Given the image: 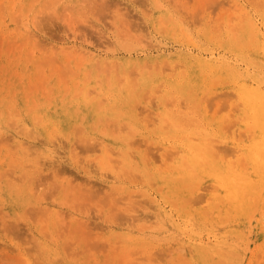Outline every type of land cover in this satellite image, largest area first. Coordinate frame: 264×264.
Wrapping results in <instances>:
<instances>
[{
  "label": "rangeland",
  "instance_id": "obj_1",
  "mask_svg": "<svg viewBox=\"0 0 264 264\" xmlns=\"http://www.w3.org/2000/svg\"><path fill=\"white\" fill-rule=\"evenodd\" d=\"M30 1L0 0V264H264V166L252 158L264 159V129L251 126L254 91L264 94V0ZM81 139L94 148L80 150ZM214 143L225 148L209 166ZM31 170L57 190L32 191ZM68 179L97 199L68 198ZM231 184L247 192L240 207L227 197Z\"/></svg>",
  "mask_w": 264,
  "mask_h": 264
},
{
  "label": "bare ground",
  "instance_id": "obj_2",
  "mask_svg": "<svg viewBox=\"0 0 264 264\" xmlns=\"http://www.w3.org/2000/svg\"><path fill=\"white\" fill-rule=\"evenodd\" d=\"M31 1H32V0H31ZM31 1H30V2H31ZM37 1H38V0H37ZM49 1H50V0H48L47 2H49ZM58 1H60V0H58ZM87 1H88V0H87ZM201 1H202V3H203V0H201ZM215 1H217V0H215ZM30 2H29V3H30ZM34 2H36V0H34ZM43 2H44V1H43ZM52 2H53V1H52ZM55 2H56V1H55ZM81 2H82V1H81ZM204 2H205V1H204ZM207 2H208V1H207ZM207 2H206V5H207L208 3H209V5H210V3L213 2V1L210 0L208 3H207ZM50 3H51V1H50ZM88 3H89V2H88ZM95 3H96V2H94V5H95ZM98 3H99V1H98ZM202 3H201V4H202ZM213 3H215V2H213ZM220 3H221V2H220ZM32 4H33V3H32ZM41 4H42V3H41ZM81 4H82V3H81ZM101 4H102V3H101ZM103 4H104V3H103ZM29 5H30V4H29ZM43 5H44V4H43ZM43 5H42V8L45 7V5H44V6H43ZM52 5H53V4H52ZM88 5H89V4H88ZM94 5H93V6H94ZM105 5H106V4H105ZM199 5H200V2H199ZM209 5H208V6H209ZM211 5H212V4H211ZM213 5H214V4H213ZM47 6H48V5H47ZM47 6H46V7H47ZM102 6H104V5H102ZM107 6H108V5H107ZM46 7H45V8H46ZM67 7H68V6H67ZM216 7H217V5H216ZM31 8H32V6H31ZM70 8H71V7H70ZM93 8H94V7H93ZM96 8H97V7H96ZM98 8H99V7H98ZM98 8H97V9H98ZM185 8H186V7H185ZM218 8L220 9V7H218ZM28 9H29V8H28ZM46 9H47V8H46ZM71 9H73V8H71ZM88 9H89V6H88ZM94 9H95V8H94ZM100 9H101V7H100ZM100 9H99V10H100ZM215 9H216V8H215ZM41 10H45V9L43 8V9H41ZM61 10H62V9H61ZM64 10H65V9H64ZM67 10H68V9H67ZM95 10H96V9H95ZM105 10H107V9H105ZM211 10H212V9H211ZM65 11H66V10H65ZM101 11H102V9H101ZM212 11H213V10H212ZM69 12H70V11H69ZM90 12H91V10H90ZM99 12H100V11H99ZM104 12H105V11H103V13H104ZM61 13H65V12H64V11H63V12L61 11ZM82 13H83V11H82ZM92 13H93V12H92ZM95 13H96V12H95ZM100 13H101V12H100ZM96 14H98V12H97ZM192 14H193V13H192ZM55 15H56V14H55ZM66 15H67V13H66ZM98 15H99V14H98ZM58 16L61 17V14H59ZM67 16H68V15H67ZM82 16H83V14H82ZM62 17H63V16H62ZM99 17H100V16H99ZM57 18H58V17H57ZM67 18H68V17H67ZM69 18H70V17H69ZM84 18H85V17H84ZM86 19H87V18H86ZM75 20H76V19H75ZM71 21H72V20H71ZM71 21H70V22H71ZM83 21H85V20H83ZM70 22H69V24H70ZM63 23H64V22H63ZM78 23H79V22H77V24H78ZM119 23H120V22H119ZM127 23H128V22H127ZM249 23H250V24H249ZM31 24H32V23H31ZM61 24H62V19H61ZM69 24H68V26L71 25V27H72V29H73L72 24H70V25H69ZM32 25H33V24H32ZM63 25H65V23H64ZM122 25H123V24H122ZM248 25H249V29L251 30V28L253 27L252 24H251V21H248ZM65 26H66V25H65ZM78 26H80V25H78ZM250 26H251V27H250ZM71 27H70V28H71ZM259 27H260V26H259ZM24 28H25V27H24ZM93 28H94V27H93ZM96 28H97V27H96ZM94 29H95V28H94ZM71 31H72V30H71ZM256 31H257V30H256ZM260 31H261V30H260ZM94 32H95V31H94ZM76 34H77V33H76ZM76 34H75V35H76ZM80 34H81V33H80ZM235 34H236V33H235ZM253 34L255 35L254 31H253ZM251 35H252V33H250V37L252 38L253 35H252V36H251ZM89 37H90V36H89ZM110 37H111V36H110ZM233 37H234V35H233ZM71 39H72V38H71ZM14 40H15V39H14ZM26 40H27V39H26ZM82 40H83V38H82ZM86 40H87V38H86ZM99 40H100V39H99ZM248 40L251 41L252 39H251V40L248 39ZM28 41H29V40H28ZM249 41H248V42H249ZM22 42H23V41H22ZM29 42H30V41H29ZM83 42H84V41H83ZM98 42H99V41H98ZM103 42H104V41H103ZM239 42H240V41H239ZM90 43H91V42H90ZM22 44H23V43H21V45H22ZM13 45H14V44H13ZM21 45H20V46H21ZM31 45H32V44H31ZM94 45H95V44H94ZM246 45H248V44H246ZM8 46H9V45H8ZM72 46H73V45H72ZM239 46H240V44H239ZM16 47H17V46H16ZM35 47H37V45H36ZM44 47H45V46H44ZM44 47H43V49H44ZM38 48H39V50H40V46H39ZM38 48H37V49H38ZM67 48H68V47H67ZM27 49H28V48H27ZM41 49H42V48H41ZM64 50H65V49H64ZM66 50H67V49H66ZM113 51H114V50H113ZM30 52H32V51L30 50ZM74 52H76V51H74ZM72 53H73V52H72ZM72 53H70V54H72ZM26 54H27V53H26ZM31 54H32V53H31ZM46 54H47V52H46ZM52 55H53V53H52ZM52 55H51V56H52ZM73 55H74V54H73ZM18 56H19V55H18ZM43 56H44V55H43ZM45 56H46V55H45ZM67 56H68V55H67ZM77 56L79 57V55H77ZM26 57H27V56H26ZM52 57H53V56H52ZM52 57H51V58H52ZM68 57H73V56H70V55H69ZM45 58H46V57H45ZM208 58H209V57H208ZM67 59H68V58H67ZM43 61H44V60H43ZM51 61H52V60H51ZM54 61H55V59H54ZM54 61H53V62H54ZM66 61H67V60H66ZM39 62H40V61H39ZM47 62H49V61H47ZM47 62L45 61V63H47ZM53 62H52V63H53ZM77 62H78V61H77ZM79 62H80V61H79ZM114 62H115V61H114ZM43 63H44V62H43ZM45 63H44V64H45ZM49 63L51 64V62H49ZM95 63H96V62H95ZM144 63H145V62H144ZM238 63H239V62H238ZM38 64H39V63H38ZM67 64H68V63H67ZM161 64H162V63H161ZM40 65H41V62H40V64H39V66H40ZM210 65H211V63L206 62V66H210ZM39 66H38V67H39ZM42 66H44V65H42ZM67 66H68V65H67ZM139 66H140V65H139ZM143 66H144V65H143ZM143 66L140 67V68H141L140 71H142ZM155 66H156V64H155ZM157 66H158V65H157ZM35 67H36V66H35ZM57 67H58V66H57ZM95 67H96V65H95ZM51 68H52V65H51ZM106 68H107V71L105 70V72H108L109 68H108V67H106ZM144 68H145V67H144ZM154 68H155V67H154ZM156 68H158V67H156ZM156 68H155V70H156ZM36 69H37V68H36ZM69 69H70V67H69ZM96 69H97V68H96ZM115 69H116V68H115ZM133 69H134V68H133ZM133 69H131V70H133ZM161 69H163V68H161ZM70 70H71V69H70ZM131 70H130V71H131ZM41 71H42V70H41ZM51 71H53V70L51 69ZM103 71H104V70H103ZM115 71H116V70H115ZM150 71H151V69H150ZM98 72H99V71H97V73H98ZM146 72H147V69H146ZM66 73H67V72H66ZM130 73H131V72H130ZM38 74H39V72H38ZM40 74H41V73H40ZM108 74H109V73H108ZM108 74H107V75H108ZM146 74H148V73H146ZM134 75H136V74H134ZM178 75H179V74H178ZM204 75H205V74H204ZM66 76H67V75H66ZM36 77H37V76H36ZM39 77H41V75H40ZM39 77H37V78H39ZM116 77H117V75H116ZM60 78H61V75H60ZM131 78H132V77H131ZM106 79H107V78H106ZM121 79H123V78H121ZM37 80H38V79H37ZM118 80H119V78H118ZM133 80H134V79H132V81H133ZM214 80H215V82H214ZM43 81H44V80H43ZM64 81H65V80H64ZM216 81H217V78L215 77V78L213 79L214 84H216ZM211 82H212V81H211ZM217 82H218V81H217ZM133 83H134L135 85H137L135 82H133ZM248 83H249V82H248ZM210 85H211V84H210ZM28 86H29V85H28ZM32 87H35V86L33 85ZM38 87H40V86H38ZM166 87H167V86H166ZM158 88H159V87H158ZM29 89H30V88H29ZM41 89H42V88H41ZM133 89H134V88H133ZM144 89H145V88H144ZM79 90H80V88H79ZM140 90H141V89H140ZM92 91H93V90H92ZM145 91H146V90H145ZM145 91H144V92H145ZM138 92H139V91H138ZM138 92H137V93H138ZM153 92H154V91H153ZM221 94H223V93H221ZM229 94H231V93H229ZM229 94H228V96H227V94H226V96H227L228 98H230V95H229ZM24 95H25V94H24ZM75 95H76V94H75ZM217 95H218V94H217ZM219 95H220V94H219ZM231 95H232V94H231ZM95 96H96V95H95ZM204 96H205V95H203V97H204ZM214 96H215V95H214ZM220 96H221V95H220ZM173 97H174V96H173ZM203 97H201V98H203ZM227 97H224V98H226V99H225V103H223V105H222L221 102L219 103L220 100L218 101V100L216 99L218 102L215 101V102H217V104H216L217 106H218V103L220 104V105H219V106H220L219 108L222 107V108H221L222 110H223V109H224V110L226 109V106H225V108H224V105L227 104V102H226V100H228ZM233 97H234V96H233ZM26 98H27V97H26ZM144 98H146V97L144 96L143 99H144ZM166 98H167V97H166ZM231 98H232V96H231ZM253 98H254V99H253V109H251V116H252V119H253V124H251V126H252L253 128H255V129H260V128H263V129H264V94H262V92H259L258 89H256V91H254V96H253ZM172 99H174V98H172ZM203 99L205 100V98H203ZM203 99H202V100L200 99V101L202 102ZM208 99H210V98H208ZM92 100H93V99H92ZM210 100H211V99H210ZM213 100H214V97H213ZM213 100H212V101H213ZM221 100H224V99H221ZM102 101H103V100H102ZM167 101H169V100H167ZM173 101H175V100H173ZM98 102H99V101H98ZM206 102H207V100H206ZM208 102H209V101H208ZM215 102H214V103H215ZM135 104H136V103H135ZM179 104H180V103H179ZM71 105H72V104H71ZM98 105H99V103H98ZM98 105H97V106H98ZM181 105H182V104H181ZM221 105H222V106H221ZM78 106H79V105H78ZM99 106H100V105H99ZM197 106H199V105H197ZM212 106H213V104H212ZM227 106H228V105H227ZM64 107H65V106H64ZM60 108H61V107H60ZM65 108H66V107H65ZM71 108H72V106H71ZM81 108H82V107H81ZM86 108L88 109V107H86ZM98 108H99V107H98ZM192 108H193V107H192ZM195 108H196V107H195ZM198 109H199V108H198ZM221 109H219V110H221ZM233 109H234V108H233ZM236 109H237V108H236ZM236 109H234V110L236 111ZM62 110H63V109H62ZM208 110L211 111L210 108H209ZM29 111H30V110H29ZM58 111H59V110H58ZM63 111H64V110H63ZM68 111H69V110L67 109V112H68ZM74 111H75V112L73 113V116H74L73 118H74V119H75V118L78 119V115H79L80 113L84 114V113H83V110L80 109V108H78V107H77V109H75ZM190 111H191V110H190ZM194 111H195V109H194ZM217 111H218V109H217ZM217 111H216V113H217ZM231 111H232V109H231ZM16 112H17V111H16ZM71 112H72V110H71ZM71 112H69V113H70V115L72 116ZM84 112H86V111L84 110ZM197 112H198V111H197ZM218 112H220V111H218ZM87 113H88V111H87ZM188 113H189V112H188ZM216 113H215V114H216ZM49 114H50V113H49ZM51 114H52V113H51ZM56 114H57V112H56ZM82 114H81V115H82ZM215 114H214V115H215ZM52 115H53V114H52ZM54 115H55V113H54ZM59 115H60V114H59ZM57 116H58V115H57ZM57 116H56V117H57ZM65 116H66V115H65ZM230 116H231V115H230ZM50 117H51V116H50ZM61 117H62V116H61ZM82 117H83V116H82ZM37 118H38V117H37ZM54 118H55V117H54ZM62 118H63V117H62ZM64 118H65V117H64ZM56 119H57V118H56ZM81 119H82V118H81ZM183 119H184V118H182V120H183ZM212 119H213V118H212ZM59 120H61V119H59ZM65 120H66V119H65ZM75 120H76V119H75ZM114 120H115V119H114ZM182 120H181V121H182ZM185 120H186V119H185ZM188 120H189V119H188ZM194 120H195V119H194ZM37 121H39V120H36V121H34V122L37 123ZM62 121H63V120H62ZM76 121H77V120H76ZM76 121H75V122H76ZM191 121H192V120H191ZM200 121H201V120H200ZM60 122H61V121H60ZM65 122H66V121H65ZM77 122H78V121H77ZM186 122H187V121H186ZM232 123H233V122H232ZM75 124H76V123H75ZM75 124H74V125H75ZM82 124H83V123H82ZM108 124H109V123H107L106 125H108ZM199 124H200V123H199ZM78 125H79V124H78ZM110 125H111V124H110ZM112 125H113V123H112ZM185 125H186V124H185ZM188 125H189V124H188ZM76 126H77V125H75V127H76ZM114 126H115V125H114ZM233 126H234V125H233ZM111 127H112V126H111ZM226 127H227V128H225V126H222V128L225 129V130L227 131L228 126H226ZM230 127H231V125H230ZM230 127H229V129H230ZM21 128H22V127H21ZM109 128H110V127H109ZM102 130H103V129H102ZM111 131H112V130H111ZM111 131H110V132H111ZM228 131H229V130H228ZM235 131H236V130H235ZM30 132H31V130H30ZM74 132H77V131L74 130ZM74 132H73V133H74ZM78 132H79V131H78ZM79 133H80V132H79ZM114 133H116V132H114ZM229 133H230V132H229ZM241 133H242V132H241ZM241 133H240V134H241ZM249 133H250V132H249ZM31 134H32V133H31ZM242 135H243V133H242ZM55 136H56V135H55ZM75 136H76V135H75ZM240 136H241V135H240ZM247 136H248V135H247ZM24 137H25V136H24ZM235 137H237L236 134H235ZM243 137H244V135H243ZM33 138H34V137H32V139H33ZM247 138H249V137H247ZM5 140H6V139H5ZM39 140H40V139H39ZM39 140L37 139V141H39ZM49 140H50V139H49ZM195 140H196V139H195ZM212 140H213V139H212ZM212 140H211V141H212ZM40 141H41V140H40ZM40 141H39V142H40ZM215 142L217 143V141H215ZM227 142H229V141H227ZM227 142H226V143H227ZM1 143H2V142H1ZM74 144H75V141H74ZM78 144H79V148L81 147L80 150L90 151V149L94 148V146H93L94 144H93L92 142H90L89 140L81 139V140L78 142ZM78 144H77V145H78ZM204 144H206V143H204ZM211 144H212V142H211ZM214 144H215V143H214ZM64 145H65V144H64ZM128 145H130V144H128ZM216 145H217V144L212 145V146L215 147ZM225 145H226V144H225ZM5 146H6V145H5ZM96 146H97V145H96ZM96 146H95V147H96ZM99 146H100V145H99ZM226 146H227V145H226ZM27 147H28V145H27ZM27 147H26V148H27ZM63 147H65V146H63ZM183 147H184V146H183ZM222 147L225 148V146H222ZM222 147H221L220 145H219V146H216L215 148L217 149V152H215L216 150H214L213 148H212V150L206 151V153H207L208 156L205 157V162H208L207 165H209V166H214L215 163H214L213 160H212V155L217 154V153L220 151V149L222 150ZM22 148H23V147H22ZM107 148H108V147H107ZM28 149H29V148H28ZM95 149H96V148H95ZM108 149H109V148H108ZM108 149H107V150H108ZM176 149H178V148H176ZM180 149H181V148H180ZM228 149H229V148L226 147V149H224V150L227 151ZM230 149H231V148H230ZM230 149H229V150H230ZM259 149H261V154L264 155V140L262 141L261 147H260ZM38 150H39V149H38ZM70 150H71V149H70ZM218 150H219V151H218ZM229 150H228V151H229ZM231 150H232V151H235V150H233V148H232ZM23 151H24V148H23ZM28 151H30V150H28ZM94 151H96V150H94ZM104 151H105V150H104ZM104 151H103V152H104ZM110 151H112V150H110ZM173 151H174V150H173ZM10 152H11V151H10ZM176 152H177V151H174V152H172V154H171V151H170V155H169V157H166V158L164 157V161H163V163L166 164V160H167V158H168V159H169V158L171 159L170 156H174L175 154L173 155V153H176ZM222 152L224 153V154L222 153V154H223L222 156H223V157H224V156L226 157V153H225V151H222ZM236 152H237V151H236ZM78 153H79V152H78ZM111 153H112V152H111ZM177 153H178V152H177ZM11 154H12V153H11ZM14 154H15V153H14ZM57 154H58V153H57ZM71 154H72V153H71ZM105 154H107V153L105 152ZM109 154H110V153H109ZM36 155H38V153H37ZM79 155H80V154H79ZM229 155H231V151H230ZM229 155H228V156H229ZM12 156H13V155H12ZM28 156H29V155H28ZM38 156H39V155H38ZM175 156H177V154H176ZM231 156L233 157V154H232ZM36 157H37V156H36ZM46 157H47V156H46ZM72 157H73V156H72ZM105 157H106V156H105ZM121 157H122V156H121ZM130 157H132V156H130ZM182 157L184 158L185 155L182 156ZM196 157H197V156H196ZM216 157H217V156H216ZM225 157H224V158H225ZM48 158H49V157H48ZM74 158H75V157H74ZM109 158H110V157L108 156V157L106 158V160L109 159ZM132 158H134V157H132ZM143 158H144V157H143ZM172 158H174V157H172ZM214 158H215V157H214ZM252 158H253V161H257V162H254L256 165H258V166L261 167V168L264 166V159H262L261 155H259V157H258V155H252ZM40 159H41V158H40ZM111 159H112V158H110V160H111ZM165 159H166V160H165ZM37 160H39V159H37ZM41 160H42V159H41ZM76 160H77V159H75V161H76ZM106 160H105V161H106ZM112 160H113V159H112ZM112 160H111V161H112ZM127 160H128V158H127ZM42 161H43V160H42ZM72 161H73V160H72ZM77 161H78V160H77ZM77 161H76V162H77ZM111 161L108 160V161H106V162L109 163V162H111ZM120 161H121V160H120ZM184 161H185V158H184V160H183V163H184ZM241 161H242V160H240V162H239L240 166H242V164L245 165V163H243V162L241 163ZM61 162H63V161H61ZM112 162H115V161H112ZM117 162H118V161H117ZM35 163H36V162H35ZM118 163H119V162H118ZM137 163H138V162H137ZM185 163H186V162H185ZM211 163H212V164H211ZM232 163H234V162H232ZM7 164H8V163H7ZM67 164H68L69 167L75 169L77 172L79 171L78 166H77L74 162H70V161H68ZM41 165H42V164H41ZM44 165H45V164H44ZM107 165H108V164H107ZM127 165H128V164H127ZM129 165H130V164H129ZM34 166H35V165H33V168L36 167V166H35V167H34ZM185 166H186V165H185ZM41 167H43V166H40V168H41ZM83 167H84V166H83ZM129 167H130V166H129ZM37 168H38V167H37ZM43 168H44V167H43ZM187 168H189V167H187ZM190 168H191V167H190ZM242 168H244V166H242ZM51 169H52V171L55 170V169H53L52 167H51ZM115 169H116V168H115ZM125 169H127V168H125ZM125 169H124V170H125ZM137 169H138V168H137ZM158 169H159V168H158ZM164 169H166V168L164 167ZM244 169H245V168H244ZM36 170H37V169H36ZM36 170H34V171H36ZM39 170H41V169H39ZM39 170H37V171H39ZM42 170H43V169H42ZM61 170H62V169H61ZM61 170H60V171H61ZM64 170H65V169H64ZM167 170H168V168H167ZM182 170H183V169H182ZM31 171H33V170H31ZM34 171L32 172V175H34V177L31 179V182H30V180L28 179V177H26V178L28 179V181H29V182H27V183H28V184L30 183V185H34L35 190H32V191H37L38 188H39L38 186H40V185H41V186H42V185L45 186L46 184H49V190H51V189H52V190H53V189H56V187H55V185H54L53 183H54V178H56V175H57V170L53 171L54 174H53L52 177H51L50 174H48L51 178H53V183H49V180H48V178H47L48 175L45 177V176H43V174H42V175H39L37 172H34ZM46 171H48V170H46ZM126 171H128V170H126ZM192 171H193V170H191V172H192ZM244 171H245V170H244ZM1 172H2V171H1ZM41 172H42V171H41ZM41 172H39V173H41ZM108 172H109V171H108ZM129 172L131 173V168H130V171H129ZM138 172H139V171H138ZM34 173H35V174L37 173V175H35ZM44 173H46V172H44ZM106 173H107V172H106ZM123 173H124V171H123ZM123 173H122V174H123ZM130 173H129V174H130ZM250 173H251V172H250ZM1 174H2V173H1ZM3 174H4V172H3ZM27 174H28V173H27ZM29 174H30V175H29V176H30L29 178H31L32 175H31L30 172H29ZM46 174H47V173H46ZM147 174H148V173H147ZM100 175H101V174H100ZM125 175H126V173H125ZM133 175H137V174H134V173H133ZM198 175H199V174H198ZM25 176H27V175L25 174ZM42 176H43V177H42ZM104 176H105V175H104ZM109 176H110V175H109ZM149 176H150V174H149ZM199 176H200V175H199ZM0 177H1V176H0ZM20 177L22 178L23 175H21ZM83 178H84V177H83ZM108 178H109V177H108ZM164 178H165V177H164ZM203 178H204V177H203ZM18 179H19V178H18ZM56 179H57V178H56ZM59 179H60V178H59ZM134 179H135V178H134ZM184 179H185V178H184ZM13 180H14V179H13ZM22 180H25V178L23 177ZM70 180H71V179L66 180L67 183L65 184V187H62V189H64V190L66 189L65 192H66V196H67L68 198L70 197L69 194H71L72 196H75V198H77L76 200H78V199L81 200V201L83 202V203H82L83 205H85V204H84L85 202L90 203V201H91L92 198H93L92 201H94L95 199H97V196L95 197V193H94V191H92V190L89 189V188L92 189V186L89 185V188H88V187L86 188L85 186H83L84 184H83V185H82V184H78V186L73 185V186H75V187H73V186L70 184ZM72 180H73V179H72ZM127 180L130 181V180L128 179V176H127ZM135 180H136V179H135ZM179 180H181V179H179ZM204 180H205V179H204ZM207 180H208V179H207ZM61 181H62V180H61ZM133 181H134V180H133ZM181 181H182V180H181ZM184 181H185V180L182 181L183 184L186 183V181H185V183H184ZM188 181H189V180H188ZM208 181H209V180H208ZM10 182H11V180H10ZM10 182H9V183H10ZM12 182H13V181H12ZM21 182H22V181H21ZM21 182H20V184H21ZM80 182H81V181H80ZM168 182H169V181H168ZM16 183H17V182H16ZM22 183H23V182H22ZM44 183H46V184H44ZM171 183H172V182H171ZM174 183H175V182H173V184H174ZM200 183H201V182H200ZM17 184H18V183H17ZM61 184H63V182H61ZM86 184H87V183H86ZM88 184H89V183H88ZM175 184L177 185V182H176ZM178 184H179V183H178ZM111 185H112V184H111ZM168 185H169V184H168ZM188 185H189V184H188ZM194 185H195V184H194ZM199 185H200V184H199ZM12 186H13V185H12ZM19 186H20V185H19ZM86 186H88V185H86ZM158 186H159V185H158ZM174 186H175V185H174ZM177 186H178V185H177ZM184 186H185V185H183V187H184ZM241 186H242V187H241ZM17 187H18V186H17ZM37 187H38V188H37ZM102 187H103V186H102ZM179 187H180V184H179ZM196 187H197V188L199 187L198 184H196V186L193 187V188L190 187V189H191V190H192V189L195 190V189H197ZM201 187H202V186H201ZM225 187H226V194H227V197H228L231 201L235 202L236 205H237L238 207H240V205H241V204L243 203V201H244V195L247 194L246 190L243 188L244 186H243L242 184H231V185H228V186H225ZM40 188H41V187H40ZM45 188H46V187H45ZM202 188H203V187H202ZM83 189L86 190V191L83 192V191H84ZM101 189H102V188H101ZM159 189L161 190L162 188L159 187ZM168 189H169V188H168ZM198 189H199V188H198ZM216 189H217V188H216ZM218 189H219V188H218ZM18 190H21V189L18 188ZM44 190H47V189H44ZM56 190H57V189H56ZM70 190H71V191H70ZM98 190H99V189H98ZM200 190H201V189H200ZM15 191H16V190H15ZM47 191H48V190H47ZM95 191H96V190H95ZM171 191H172V190H171ZM181 191H182V190H181ZM181 191H180V193H181ZM184 191H186V190H184ZM189 191H190V190H189ZM213 191H214V190H213ZM218 191H219V190H218ZM221 191H223V190H221ZM19 192H20V191H19ZM19 192H18V193H19ZM27 192H28V191L26 190V193H27ZM37 192H38V191H37ZM37 192H36V193H37ZM100 192H102V191H100ZM100 192H99V193H100ZM163 192H164V191H163ZM165 192H166V191H165ZM190 192H191V191H190ZM192 192H194V191H192ZM197 192L199 193V191H197ZM197 192H196V193H197ZM201 192H202V190H201ZM224 192H225V191H224ZM261 192H262V191H261ZM28 193H29V192H28ZM99 193H98V195H99ZM168 193H169V192H168ZM194 193H195V192H194ZM194 193H193V194H194ZM196 193H195V194H196ZM219 193H220V192H219ZM222 193H223V192H222ZM222 193H221V194H222ZM262 193H263V192H262ZM140 194H141V193H140ZM166 194H167V193H166ZM185 194H187V192L184 193V194H182V195H185ZM193 194H192V196H193ZM49 195H50V194H49ZM53 195H54V194H53ZM176 195H177V194H176ZM179 195H180V194H178V197H179ZM22 196H23V195H22ZM24 196H26V194H25ZM50 196H51V195H50ZM110 196H111V195H110ZM127 196H130V195L128 194ZM138 196H139V195H138ZM180 196H181V195H180ZM199 196H200V195H199ZM199 196L196 197V195H195L196 198H198ZM27 197H28V196H27ZM38 197L40 198V195H39ZM43 197H45V195H44ZM99 197H100V198H103L102 196H99ZM111 197H113V196H111ZM139 197H140V196H139ZM167 197H168V196H167ZM174 197H175V196H174ZM174 197H173V198H174ZM201 197L204 198L203 196H201ZM205 197H206V196H205ZM32 198H33V197H32ZM41 198H42V194H41ZM45 198H46V197H45ZM100 198H99V199H100ZM107 198H108V197H107ZM119 198H120V197H119ZM130 198H131V197H130ZM170 198H171V197H170ZM202 198H201V200H202ZM99 199H98V202L100 201ZM104 199H105V198H104ZM168 199H169V198H168ZM188 199H189V195L187 196V199H186V200H184V199L182 198V200H184V202H187ZM192 199H193L192 201H195L194 198H192ZM249 199H250V198H249ZM28 200H29V199H28ZM28 200H27V201H28ZM37 200H38V198H37ZM43 200H44V199H43ZM66 200H68V199H66ZM107 200H112V199H109V198H108V199H106V201H107ZM117 200H118V199H117ZM131 200H132V199H131ZM189 200H190V199H189ZM196 200H197V199H196ZM201 200L198 198L199 203L201 202ZM203 200H204V199H203ZM210 200H211V198L209 199V201H210ZM220 200H221V199H220ZM258 200H259V199H258ZM69 201H70V199H69ZM69 201H68V202H69ZM102 201H103V199H102ZM121 201H122V199H121ZM128 201H129V200H128ZM177 201H178V200H177ZM251 201H252V200H251ZM32 202H33V201H32ZM40 202H41V201H40ZM76 202H77V201H76ZM110 202H111V201H110ZM110 202H109V203H110ZM114 202H115V201H114ZM114 202L112 201V202L110 203V206L114 205V204H115ZM116 202H117V201H116ZM132 202H133V200H132ZM189 202H191V201H188V203H189ZM205 202H206V201H205ZM220 202H221V201H220ZM254 202H255V200H254ZM261 202H262V201H261ZM33 203H34V202H33ZM36 203H37V202H36ZM36 203H35V204H36ZM63 203H65V201H64ZM63 203H62V204H63ZM77 203H78V202H77ZM100 203H101V202H100ZM107 203H108V201H107ZM112 203H114V204H112ZM121 203H122V202H121ZM176 203H177V202H176ZM180 203H181V202H179V204H180ZM201 203H202V202H201ZM244 203H245V202H244ZM244 203H243V204H244ZM18 204H19V203H18ZM21 204H22V203H20V205H21ZM29 204H30V201H29ZM38 204H39V203H38ZM75 204H76V203H75ZM82 204H81V207L83 208V205H82ZM91 204H92V203H90V205H91ZM174 204H175V203H174ZM194 204H195V203H194ZM205 204H206V203H205ZM216 204H217V203H216ZM243 204H242V205H243ZM256 204H257V203H256ZM72 205H74V204H72ZM78 205H79V204H78ZM108 205H109V204H107V206H108ZM116 205H117V204H115V206H116ZM132 205H133V204H131V206H132ZM175 205H177V204H175ZM181 205L184 206V204H181ZM189 205H190V203H189ZM192 205H193V203H192ZM192 205H191V206H192ZM242 205H241V206H242ZM253 205H254V204H253ZM258 205H259V204H258ZM21 206H22V205H21ZM30 206H31V205H30ZM30 206L28 205V208H29V209L31 208ZM68 206H69V205H68ZM70 206H71V205H70ZM75 206H76V205H75ZM79 206H80V205H79ZM96 206H97V205H96ZM120 206H121V205H120ZM136 206H137V205H136ZM212 206H213V204H212ZM39 207H40V206H39ZM84 207H85V206H84ZM113 207H114V206H113ZM122 207H123V205H122ZM141 207H142V206H141ZM215 207H217V205H216ZM221 207H222V206H221ZM17 208H18V207H17ZM19 208H20V207H19ZM99 208H100V207H99ZM110 208H111V207H110ZM135 208H136V207H135ZM185 208H187V207H185ZM29 209H28V211H29ZM70 209H71L72 212H74V210H75L76 208L73 207V208H70ZM72 209H74V210H72ZM89 209H90V208H89ZM100 209H101V208H100ZM116 209H117V208H116ZM124 209H125V210L127 209V208L125 207V205H124ZM190 209H191V208H190ZM224 209H225V208H224ZM26 210H27V209H25V213H26ZM31 210H34V209H30V213H31ZM40 210H42V209H40ZM46 210H47V209H46ZM87 210H88V209H87ZM87 210H86V211H87ZM201 210H202V209H201ZM215 210H216V209H215ZM263 210H264V209H263ZM34 211H35V210H34ZM86 211H84V212H86ZM100 211H101V210H100ZM113 211H114V210L112 209V212H113ZM220 211H221V210H220ZM222 211H223V210H222ZM222 211H221V212H222ZM47 212H48V211H46V213H47ZM81 212L83 213L82 215H84L83 210H82ZM87 212H88V211H87ZM91 212H92V211H91ZM94 212H95V211H93V213H94ZM109 212H110V211H109ZM114 212H115V211H114ZM114 212H113V214H114V216H116V215H117V212H115V213H114ZM118 212H119V211H118ZM189 212H191V211H189ZM231 212H232V211H231ZM43 213H44V211H43ZM179 213H180V212H179ZM181 213H182V212H181ZM192 213H194V211H193ZM212 213H213V210H212ZM215 213H216V212H215ZM248 213H251V212H248ZM256 213H257V212H256ZM27 214H28V213H26V216H27ZM34 214H35V212H34ZM40 214H41V212H39V215H40ZM85 214H86V213H85ZM100 214H101V213H100ZM111 214H112V213H111ZM111 214H110V215H111ZM118 214H119V213H118ZM123 214H124V213H123ZM182 214H183V213H182ZM190 214H191V213H190ZM190 214H189V215H190ZM210 214H211V213H210ZM222 214H223V213H222ZM252 214H255V213H252ZM252 214H251V216H252ZM28 215H29V214H28ZM36 215H37V214H36ZM43 215H44V214H43ZM43 215L41 214V216H43ZM73 215H78V213H77V214L73 213ZM73 215H71V216H73ZM82 215H81V216H82ZM90 215H91V213H90ZM93 215H94V214H93ZM106 215H107V214H106ZM192 215H193V214H192ZM195 215H196V217H199L198 214H195ZM199 215H200V214H199ZM249 215H250V214H249ZM29 216H30V215H29ZM69 216H70V215H69ZM85 216H87V214H86ZM98 216L100 217V215H98ZM201 216H202V215H201ZM201 216H200V217H201ZM211 216H212V215H211ZM221 216H222V215H221ZM251 216H250V217H251ZM95 217H96V215H95ZM120 217H121V214H120ZM132 217H133V216H132ZM181 217H182V216H181ZM183 217H184V216H183ZM183 217H182V218H183ZM187 217H188V216H187ZM193 217H194V216H193ZM200 217H199V218H200ZM204 217H205V216H204ZM209 217H210V216H209ZM229 217H230V216H229ZM240 217H241V216H240ZM252 217H253V216H252ZM67 218H68V217H67ZM112 218H113V216H112ZM112 218H111V219H112ZM127 218H128V216H127ZM205 218H207V216H206ZM210 218H212V217H210ZM210 218H209V219H210ZM241 218H242V217H241ZM16 219H17V218H16ZM62 219H63V218H62ZM104 219H105V218H104ZM108 219H109V218H108ZM108 219H107V220H108ZM113 219H115V218H113ZM121 219H122V218H121ZM197 219H198V218H197ZM202 219H203V216H202ZM207 219H208V218H207ZM209 219H208V220H209ZM107 220H106V221H107ZM198 220H199V219H198ZM200 220H201V219H200ZM215 220H217V219L215 218ZM240 220H241V219H240ZM246 220H247V219H246ZM59 221H60V220H59ZM77 221H78V220H77ZM115 221H116V220H115ZM124 221H125V220H124ZM128 221H130V220H128ZM128 221H127V222H128ZM242 221H243V220H242ZM120 222H121V220L119 221V224H120ZM216 222L218 223V221H216ZM244 222H246V221H244ZM60 223H61V222H60ZM164 223H165V222H164ZM67 224H68V222H67ZM249 224H250V223H249ZM249 224H248V225H249ZM62 225H63V224H62ZM77 225H78V223H77ZM242 225H243V223H242ZM98 226H99V225H98ZM235 226H236V225H235ZM239 226H240V225H239ZM59 227H61V226H59ZM64 227H65V229L67 228L66 222H65ZM85 227H86V226H85ZM220 227H223V226H220ZM248 227H249V226H248ZM250 227H251V226H250ZM250 227H249V228H250ZM257 227H258V226H257ZM215 228H216V227H215ZM243 228H244V227H243ZM59 229H60V228H59ZM65 229H64V231H65ZM100 229H101V228H100ZM77 230H78V228H77ZM81 230H82V231H81ZM243 230H245V229H243ZM247 230H249V229L247 228ZM73 231H74V230H73ZM77 232H78V231H77ZM82 232H83V229L80 228V234H81V235L84 234V232H83V233H82ZM85 232H86V231H85ZM221 232H222V231H221ZM238 232H239V231H238ZM56 233H57V231H56ZM90 233H91V232H90ZM213 233H214V232H213ZM216 233H217V232H216ZM219 233H220V231H219ZM249 233H250V232H249ZM249 233H248V234H249ZM220 234H221V233H220ZM246 234H247V233H246ZM55 235H56V234H55ZM78 236H79V234H78ZM216 236H218V235H216ZM86 237H87V236H86ZM201 237H202V236H201ZM230 237H231V236H230ZM84 238H85V237H84ZM223 238H224V237H223ZM86 239H87V238H86ZM217 239H218V237H217ZM228 239H229V237H228ZM237 239H238V238H237ZM246 239H247V238H246ZM207 240H208V239H207ZM75 241H76V240H75ZM196 241H197V240H196ZM229 241H230V239H229ZM231 241H233V240L231 239ZM231 241H230V242H231ZM236 241H237V240H236ZM197 242H198V241H197ZM226 242H227V241H226ZM243 242H244V240H243ZM203 243H204V242H203ZM203 243H202V244H203ZM71 244H72V243H71ZM85 244H86V243H85ZM94 244H96L95 247L97 248V246H98L97 243H94ZM94 244H93V246H94ZM200 244H201V243H200ZM202 244H201V245H202ZM205 244H206V243H205ZM240 244H241V243H240ZM66 245H67V244L65 243V246H66ZM68 245L70 246V243H69ZM90 245H91V244H90ZM101 245H102V244H101ZM244 245H245V243H244ZM91 246H92V245H91ZM91 246H90L89 249H91ZM93 246H92V247H93ZM99 246H100V244H99ZM102 246H103V245H102ZM102 246H101V247H102ZM185 246H186V245H185ZM194 246H195V245H194ZM198 246H199V243H198ZM209 246H210V245H209ZM211 246H212V245H211ZM213 246H214V245H213ZM63 247H64V246H63ZM101 247H100V248H101ZM110 247H111V246H110ZM205 247H206V246H205ZM240 247H241V246H240ZM67 248H68V247H67ZM187 248H188V247H187ZM187 248H186V249H187ZM234 248H235V247H234ZM65 249H66V247H65ZM65 249H64V250H65ZM85 249H86V248H85ZM102 249H103V247H102ZM102 249H101V250H102ZM188 249H189V248H188ZM208 249H210V248L208 247ZM236 249H238V248H236ZM87 250H88V249H86V252H87ZM195 250H196V249H195ZM223 250H224V249H223ZM84 251H85V250H84ZM88 251H89V250H88ZM96 251H97V249H96ZM96 251H95V252H96ZM190 251H191V248H190ZM190 251H189V252H190ZM192 251H193V249H192ZM192 251H191V252H192ZM210 251H211V250H210ZM237 251H238V250H237ZM66 252H67V249H66ZM189 252H188V253H189ZM201 252L205 254L206 251H204L203 249H201ZM211 252H212V251H211ZM226 252H227V251H226ZM235 252H236V251H235ZM76 253H77V252H76ZM209 253H210V252H209ZM212 253H214V252H212ZM72 254H73V253H72ZM191 254H192V253H191ZM193 254H194V253H193ZM153 255H155V253H154ZM216 255H217V254H216ZM90 256H91V255H90ZM196 256H197V255H196ZM205 256H206V255H205ZM214 256H215V255H214ZM214 256H213L212 259H214ZM217 257H218V256H217ZM219 257H220V256H219ZM233 257H234V256H233ZM191 258H192V257H191ZM196 258H198V257H196ZM215 258H216V257H215ZM199 261H200V260H199ZM208 261H209V259H208ZM219 261H220V260H219ZM129 262H130V261H129ZM131 262H132V260H131ZM196 262H197V261H196ZM206 262H207V261H206ZM193 264H194V263H193ZM214 264H215V263H214ZM216 264H217V263H216Z\"/></svg>",
  "mask_w": 264,
  "mask_h": 264
}]
</instances>
